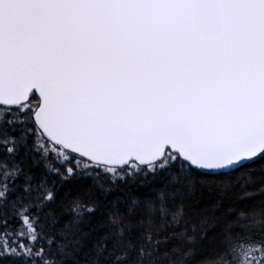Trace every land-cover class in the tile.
<instances>
[{"label": "snow or ice", "instance_id": "1", "mask_svg": "<svg viewBox=\"0 0 264 264\" xmlns=\"http://www.w3.org/2000/svg\"><path fill=\"white\" fill-rule=\"evenodd\" d=\"M0 264H264V0H0Z\"/></svg>", "mask_w": 264, "mask_h": 264}]
</instances>
